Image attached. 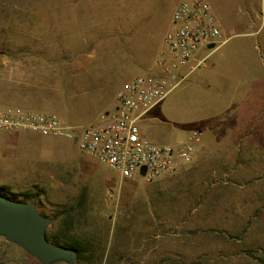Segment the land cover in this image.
<instances>
[{
    "label": "rangeland",
    "instance_id": "374dc122",
    "mask_svg": "<svg viewBox=\"0 0 264 264\" xmlns=\"http://www.w3.org/2000/svg\"><path fill=\"white\" fill-rule=\"evenodd\" d=\"M206 1L223 30L218 43L197 52L206 56L186 76L175 70L177 84L138 123L141 136L172 147L199 131L198 159L149 181L121 180L65 138L0 130V185L52 218L49 231L69 228L83 247L75 264H263L264 0ZM173 2L0 0V110L86 124L62 113L73 112L57 84L64 67L111 47L114 70H136L108 84L107 101L136 75L156 74L160 54L170 59ZM0 264L41 263L0 237Z\"/></svg>",
    "mask_w": 264,
    "mask_h": 264
},
{
    "label": "built area",
    "instance_id": "2783aa9c",
    "mask_svg": "<svg viewBox=\"0 0 264 264\" xmlns=\"http://www.w3.org/2000/svg\"><path fill=\"white\" fill-rule=\"evenodd\" d=\"M221 30L206 0H180L165 32L169 60L159 62L156 74L136 75L117 94L116 108L84 125L63 124L54 114L10 107L0 110V130L31 131L41 136L61 137L114 171L121 180H152L191 161L201 133L193 131L185 144L172 147L157 144L140 134L139 119L177 84L175 70L186 76L206 56L197 52L218 43ZM144 174H141V171Z\"/></svg>",
    "mask_w": 264,
    "mask_h": 264
},
{
    "label": "crops",
    "instance_id": "0c3cea01",
    "mask_svg": "<svg viewBox=\"0 0 264 264\" xmlns=\"http://www.w3.org/2000/svg\"><path fill=\"white\" fill-rule=\"evenodd\" d=\"M159 1L166 2L167 0H159ZM179 1L180 0H174L173 3L175 7L179 3ZM238 1L243 2L244 0H237V2ZM247 5L248 4L245 5V10H244L246 15L249 13ZM219 27L222 35L223 32L222 27L220 25ZM99 50L100 47H97V49L94 47L92 48L91 51L82 52L80 55H78L77 58L72 60L73 64L71 70L70 69L66 70L64 67L62 73H60L59 75L60 77L59 80L61 79L64 80L59 81L57 83L58 86L61 87L64 86L67 88L68 92L66 93V95L72 99V106H73V112L71 113L62 112L61 108L59 110L64 114V116L66 115L68 117H72V116L76 117V115L81 114L87 116L88 119H92L86 124L98 120L102 115L111 112L116 108L117 104H115L112 110H109L112 107L114 99L117 97V94L120 90H116L115 94H113V92L109 93V100L107 101L108 84H110L114 80V78H118L119 75L121 76L122 73L124 72L128 73L129 71L136 70V68H134L133 66H129V64H124V66L114 70L112 48L110 47V53L98 52ZM160 55H162L161 58L162 60H169L163 52ZM156 69L159 72L160 70L159 64L156 65ZM87 95H91V97H88ZM113 95L115 96V98L113 97ZM65 96H64V100H65ZM68 106L69 105H67V107ZM26 110H30V109H26ZM142 117L139 119V121H141ZM71 125H84V124L76 122L75 124H71ZM25 132H29V131L6 132L7 133L6 137L14 138L16 140H25L28 137V135H25ZM38 136L43 137L39 134ZM192 157L195 159L199 158L198 151L196 148L194 149V153ZM196 161L197 160H195V162ZM181 165L184 164L182 163ZM181 165H177V166H181ZM239 167L241 168L240 165Z\"/></svg>",
    "mask_w": 264,
    "mask_h": 264
},
{
    "label": "water",
    "instance_id": "95a60500",
    "mask_svg": "<svg viewBox=\"0 0 264 264\" xmlns=\"http://www.w3.org/2000/svg\"><path fill=\"white\" fill-rule=\"evenodd\" d=\"M212 44L208 49L213 48ZM144 174V171H141ZM52 219L41 214L34 202H23L0 195V237L19 246L41 264H75L77 252L46 238Z\"/></svg>",
    "mask_w": 264,
    "mask_h": 264
},
{
    "label": "trees",
    "instance_id": "16d2710c",
    "mask_svg": "<svg viewBox=\"0 0 264 264\" xmlns=\"http://www.w3.org/2000/svg\"><path fill=\"white\" fill-rule=\"evenodd\" d=\"M8 189H9L8 186L0 185V195L15 199L14 197L8 195L9 193ZM16 194L17 193H13V195H16ZM24 194L27 195V193H24ZM21 201L26 202V200H21ZM45 235H46V238L49 241L53 242L54 244L59 245L61 247L73 249L74 251L77 252L78 258H80V252L81 250H83V247H81L78 240L72 236L71 231L69 230L68 227H62L55 231H49L48 229H46ZM260 260L264 264V259H260Z\"/></svg>",
    "mask_w": 264,
    "mask_h": 264
}]
</instances>
